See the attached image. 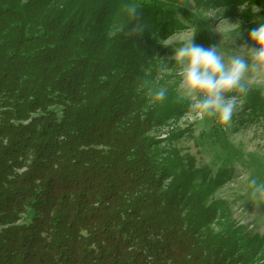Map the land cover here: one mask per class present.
I'll return each mask as SVG.
<instances>
[{
	"label": "trees",
	"instance_id": "obj_1",
	"mask_svg": "<svg viewBox=\"0 0 264 264\" xmlns=\"http://www.w3.org/2000/svg\"><path fill=\"white\" fill-rule=\"evenodd\" d=\"M125 2L0 0V264H264L259 236L211 228L227 169L159 161L147 134L187 106L140 82L175 21L141 3L129 39Z\"/></svg>",
	"mask_w": 264,
	"mask_h": 264
},
{
	"label": "rangeland",
	"instance_id": "obj_2",
	"mask_svg": "<svg viewBox=\"0 0 264 264\" xmlns=\"http://www.w3.org/2000/svg\"><path fill=\"white\" fill-rule=\"evenodd\" d=\"M128 1L139 5L158 2L162 4L160 10L169 12L172 21H175L173 30H166L164 37H151L158 43L153 56L158 68L162 63L160 59L167 60L169 67L174 66V61L169 60L174 55L173 48L161 44L171 43L168 40L170 36L172 39H183L197 30L195 43L210 47L219 45L223 36L226 40L232 28L230 24H234L239 26V34L233 33L237 44L251 45V30L264 23V0ZM209 12L214 18H208ZM120 25L116 22L113 24V29L117 30L114 33L119 32ZM219 25L222 34L217 31ZM226 46L232 47L231 44ZM157 74L158 69L153 87H165L168 94L163 102L152 103L149 99L148 105L152 108L173 100V96L180 99L176 92L179 82L176 71L165 73L159 79ZM255 93L260 96L257 100L251 98ZM180 100L187 106L182 114L170 116L165 122L156 124L147 134L155 144L159 161L175 165L179 172L190 168L196 173L206 172L208 179L220 169H227L231 176L224 185L212 191L209 198L221 207L211 228L220 232L230 225L238 229L243 237L250 239L259 236L263 242L261 258L264 261V205L256 207L248 201L249 195L245 191L246 178L250 173L264 178V94L253 90L247 96L242 110L234 116L228 130L214 120L198 118L191 112L188 103ZM201 181L200 178H194V183L199 185L196 189L203 186L204 181L200 184ZM171 182L170 178L166 180L165 188ZM28 220V216L23 215V222Z\"/></svg>",
	"mask_w": 264,
	"mask_h": 264
},
{
	"label": "clouds",
	"instance_id": "obj_3",
	"mask_svg": "<svg viewBox=\"0 0 264 264\" xmlns=\"http://www.w3.org/2000/svg\"><path fill=\"white\" fill-rule=\"evenodd\" d=\"M127 17L125 35L129 38L141 37L148 30L143 20L140 5L125 2L120 5ZM208 18H214L209 12ZM221 24V23H220ZM230 24V23H229ZM231 31L219 45L205 47L195 43L194 30L183 39H172L171 43H160L172 47L174 55L168 61L160 59L157 79L163 74L176 71L179 82L176 92L180 99L188 103L191 112L198 118L214 120L228 130L234 116L242 110L247 96L253 90L264 94V23L253 28L249 34L251 45L237 44L233 33L239 34V26L230 24ZM220 31V25L217 28ZM222 34V33H221ZM231 44L232 47L226 45ZM178 45V46H177ZM157 59V58H156ZM153 81L144 79L141 87L147 88L150 102H163L168 94L165 87H153ZM245 191L256 207L264 205V178L250 173L246 178Z\"/></svg>",
	"mask_w": 264,
	"mask_h": 264
}]
</instances>
